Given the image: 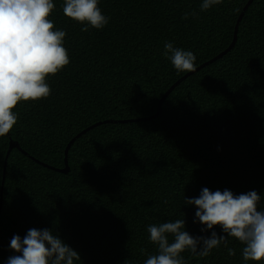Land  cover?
<instances>
[{
  "label": "trees",
  "instance_id": "trees-1",
  "mask_svg": "<svg viewBox=\"0 0 264 264\" xmlns=\"http://www.w3.org/2000/svg\"><path fill=\"white\" fill-rule=\"evenodd\" d=\"M248 1L200 11L202 0H99L108 24L84 32L53 0L49 19L66 32L70 63L46 77L48 98L18 103L17 123L0 137V187L9 140L23 150L7 157L0 264L19 255L13 235L31 228L52 230L79 254L75 264H144L156 253L150 224L184 219L194 237L226 235L219 226L201 232L196 207L184 204L205 187L255 190L264 211V0ZM246 4L234 44L217 57ZM190 12L197 15L182 19ZM166 42L192 51L196 71L151 117L187 73L162 55ZM227 246L235 256L223 244L207 257L182 256L187 264H261L243 261L235 238Z\"/></svg>",
  "mask_w": 264,
  "mask_h": 264
},
{
  "label": "clouds",
  "instance_id": "clouds-1",
  "mask_svg": "<svg viewBox=\"0 0 264 264\" xmlns=\"http://www.w3.org/2000/svg\"><path fill=\"white\" fill-rule=\"evenodd\" d=\"M99 0H63L65 17L89 28L103 29L109 18L102 14ZM223 0H202L200 11H207ZM56 5L53 0H0V137L10 133L18 115L13 109L19 102L38 101L51 95L46 77L55 75L70 63L64 47L66 32L56 29L49 19ZM196 12L185 13L182 19L195 17ZM162 55L178 72H195L196 55L190 50L164 44ZM261 195L255 190L235 195L230 190L210 191L203 188L196 198H185L184 204L196 207L194 223L204 227L201 232L219 226L226 235L192 236L185 231L184 219L147 226L149 242L156 253L144 264H187L182 253L207 257L222 244L229 256L228 238L242 245L245 262L264 264V211L258 210ZM167 203V202H165ZM169 237L172 239L170 240ZM10 249L19 255L10 256L5 264H75L79 254L64 243L50 229L31 228L21 239L13 235ZM145 249H141L143 254Z\"/></svg>",
  "mask_w": 264,
  "mask_h": 264
},
{
  "label": "water",
  "instance_id": "water-1",
  "mask_svg": "<svg viewBox=\"0 0 264 264\" xmlns=\"http://www.w3.org/2000/svg\"><path fill=\"white\" fill-rule=\"evenodd\" d=\"M251 0H249L248 2H250ZM247 6V4L246 5H244V7H243V9L241 10V12H240V14H239V16H238V19H237V21H236V23H235V27H234V32H233V37H232V41H231V43H230V45L226 48V49H224L221 53H219L218 55H217V57H219V56H221L223 53H225L226 51H228L229 49H230V47L234 44V42H235V40H236V30H237V28H238V23H239V20H240V18H241V15L243 14V12H244V8ZM214 58H216V57H214ZM208 62H205L204 64H207ZM203 65V64H202ZM201 65V66H202ZM188 74H190L189 72H187L186 74H184L182 77H180V79H178L177 81H175L170 87H169V89L167 90V91H165L164 93H163V95L161 96V98L159 99V103H158V108H157V110H156V112H155V114H153L151 117H154L155 115H157L158 113H159V111H160V109H161V104H162V102L164 101V98H165V96L168 94V92L176 85V84H178L179 82H180V80L182 79V78H184V77H186ZM80 135V133H78V134H76L68 143H67V146H66V148H65V157H64V161H65V167L64 168H62L61 169V171H66V169H67V162H66V153H67V149H68V147H69V145L72 143V141H73V139H75L77 136H79ZM12 148H18L19 150H21V151H23L21 148H20V146H19V144H18V142H16L15 140H9V145H8V148H7V151H6V154H5V157H4V163H3V174H2V180H1V187H0V207H1V202H2V189H3V184H4V173H5V168H6V162H7V157H8V155H9V153H10V151H11V149ZM26 155H27V153L26 152H24ZM36 161H38V160H36Z\"/></svg>",
  "mask_w": 264,
  "mask_h": 264
}]
</instances>
